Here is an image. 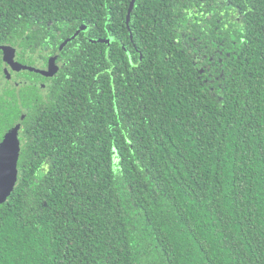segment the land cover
Here are the masks:
<instances>
[{
	"label": "trees",
	"instance_id": "obj_1",
	"mask_svg": "<svg viewBox=\"0 0 264 264\" xmlns=\"http://www.w3.org/2000/svg\"><path fill=\"white\" fill-rule=\"evenodd\" d=\"M130 2L0 0L22 66L87 27L0 50V264H264V0Z\"/></svg>",
	"mask_w": 264,
	"mask_h": 264
},
{
	"label": "water",
	"instance_id": "obj_2",
	"mask_svg": "<svg viewBox=\"0 0 264 264\" xmlns=\"http://www.w3.org/2000/svg\"><path fill=\"white\" fill-rule=\"evenodd\" d=\"M136 1L137 0H131L126 16V27L129 34H130V28H129L130 16ZM86 30L87 27L81 26L69 39H67L61 44L56 54L49 61L48 70H39L32 67L22 66L17 64L15 61L16 50L9 45H0V50H2L5 53L4 61L6 62V64L8 65V67L12 72L20 73L24 71H30V72L39 73L45 77H53L58 70V67L53 64L54 59L58 57V55L61 53V51L68 43L75 40L80 33L86 32ZM86 39L89 42H93L89 40L87 36ZM95 42L109 45L112 42V40L106 39ZM124 50L126 51L125 48ZM16 156H17V145L15 144V135L13 134V136L8 138L0 148V198L2 199H4L10 193L16 180V170H15Z\"/></svg>",
	"mask_w": 264,
	"mask_h": 264
}]
</instances>
